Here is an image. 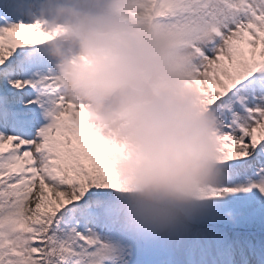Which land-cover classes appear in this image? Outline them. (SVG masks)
I'll use <instances>...</instances> for the list:
<instances>
[{
  "label": "snow or ice",
  "instance_id": "snow-or-ice-1",
  "mask_svg": "<svg viewBox=\"0 0 264 264\" xmlns=\"http://www.w3.org/2000/svg\"><path fill=\"white\" fill-rule=\"evenodd\" d=\"M25 3L0 0V264H114L100 230L115 220L114 149L59 94L39 51L52 34L24 18ZM143 12L188 54L223 159L254 168L248 187L213 197L264 193V0H144Z\"/></svg>",
  "mask_w": 264,
  "mask_h": 264
},
{
  "label": "clouds",
  "instance_id": "clouds-1",
  "mask_svg": "<svg viewBox=\"0 0 264 264\" xmlns=\"http://www.w3.org/2000/svg\"><path fill=\"white\" fill-rule=\"evenodd\" d=\"M144 0H26L60 95L113 147L114 223L154 238L189 225L224 187L218 117L189 86L188 54Z\"/></svg>",
  "mask_w": 264,
  "mask_h": 264
},
{
  "label": "rangeland",
  "instance_id": "rangeland-1",
  "mask_svg": "<svg viewBox=\"0 0 264 264\" xmlns=\"http://www.w3.org/2000/svg\"><path fill=\"white\" fill-rule=\"evenodd\" d=\"M217 42H220L218 37ZM248 164L247 161L228 162L224 187H248L250 181L255 182L256 177H245L250 171L247 169ZM191 223L224 229L229 225L252 228L253 241L247 238L245 244L242 238L244 236L238 238L233 234L229 237L224 236L221 242H234L233 253L237 263L240 262L243 253L239 252L240 246L248 249H246L250 256L248 264L264 263V193L257 188L213 197L208 206ZM188 226L190 224L186 227ZM186 227L173 233L143 239L120 230L114 222L102 224L100 230L109 243L117 249L119 259L114 264H186L189 253H187L189 232H186ZM108 264L113 262L110 261ZM217 264H221V260Z\"/></svg>",
  "mask_w": 264,
  "mask_h": 264
}]
</instances>
